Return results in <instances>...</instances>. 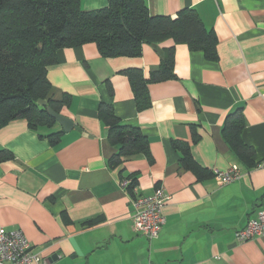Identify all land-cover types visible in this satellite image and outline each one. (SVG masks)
Instances as JSON below:
<instances>
[{
    "label": "crops",
    "instance_id": "obj_1",
    "mask_svg": "<svg viewBox=\"0 0 264 264\" xmlns=\"http://www.w3.org/2000/svg\"><path fill=\"white\" fill-rule=\"evenodd\" d=\"M108 1L81 0V8L100 9ZM146 3L153 15L194 9L215 33V59L162 41L161 48L174 46L176 77L148 83L149 105L139 109L126 70L139 69L147 79L159 64L155 46L143 44L133 57H105L93 42L58 49L47 78L55 98L68 96L59 112L74 128L33 129L25 119L0 128V148L13 155L0 161V227L20 229L46 264H264V235L235 236L264 209V0ZM102 103L147 141L145 151L120 156L114 168L108 158L117 146L97 116ZM237 111L251 168L221 136L227 115L235 112L234 119ZM57 130L61 138L52 143L47 134ZM174 141L186 142L199 166L212 172L236 165L240 177L223 184L184 169ZM130 174L135 194L161 186L169 195L157 238L132 225L127 189L118 183Z\"/></svg>",
    "mask_w": 264,
    "mask_h": 264
},
{
    "label": "trees",
    "instance_id": "obj_2",
    "mask_svg": "<svg viewBox=\"0 0 264 264\" xmlns=\"http://www.w3.org/2000/svg\"><path fill=\"white\" fill-rule=\"evenodd\" d=\"M166 39L186 44L191 50H201L209 59H215V33L204 26L191 8L171 17L151 14L146 0H109L105 7L96 10H83L81 0H0V128L15 119H25L33 129L57 124L47 107L60 113L61 105L68 104V96L54 97L47 69L56 62L58 49L87 42L95 43L105 57L139 56L143 44L156 47L159 64L147 79L139 69L126 70L137 107L149 105L148 83L176 77L174 46H158ZM40 99L46 104L41 105ZM235 112L227 115L221 136L251 168L255 165L252 150L240 137L242 114L237 111L236 118L230 119ZM97 116L107 128L109 142L117 146L108 158L110 167H117L122 155L146 150L147 141L139 128L121 122L109 104L102 103ZM61 135L62 130H57L47 137L56 143ZM192 136L197 139L194 129ZM173 147L183 152L180 162L184 169L200 177L212 175L192 159L186 142L174 141ZM10 159L13 155L0 148V161ZM128 178L127 192L131 194L136 182L135 177Z\"/></svg>",
    "mask_w": 264,
    "mask_h": 264
},
{
    "label": "built area",
    "instance_id": "obj_3",
    "mask_svg": "<svg viewBox=\"0 0 264 264\" xmlns=\"http://www.w3.org/2000/svg\"><path fill=\"white\" fill-rule=\"evenodd\" d=\"M239 177V171L237 168L225 172L216 170L215 179L219 183L229 182ZM126 186V185H125ZM124 186V187H125ZM162 189H156L153 195L149 196L151 199L146 202L150 203L147 211H143V215L136 218L137 231L145 233L144 235L152 232V227L157 221L161 220V216H154V211L158 207L156 203L163 201L166 196H162ZM150 214L152 217L150 218ZM133 222V223H134ZM21 230H13V232H5L0 227V264H39L40 256L36 253H32L31 246L29 245L25 236L19 233ZM264 235V210H259L256 217L250 219L246 226L235 233L237 240L245 241L252 239L256 236ZM148 237V236H146ZM148 238H154L149 236ZM30 247V248H29Z\"/></svg>",
    "mask_w": 264,
    "mask_h": 264
},
{
    "label": "rangeland",
    "instance_id": "obj_4",
    "mask_svg": "<svg viewBox=\"0 0 264 264\" xmlns=\"http://www.w3.org/2000/svg\"><path fill=\"white\" fill-rule=\"evenodd\" d=\"M113 146H115V145H113ZM113 153H115V152H111V155L113 154ZM110 155V156H111ZM232 168H237L238 169V171H239V177H240V175H241V172H240V170H239V168H238V166H236V165H231L229 168H227L226 169V172L227 171H229V170H231ZM216 170H218V169H214L213 171H212V176L215 178V171ZM219 171H221V170H219ZM223 172H225V170H223ZM131 176H133V174H130ZM134 177V176H133ZM238 177V178H239ZM237 178V179H238ZM237 179H235V180H237ZM216 180V179H215ZM235 180H233V181H235ZM233 181H229V182H223V184L224 183H230V182H233ZM128 182H129V178L128 177H123V178H121L120 180H119V187H121L122 189H125L124 188V186L126 187V189H127V184H128ZM137 183V182H136ZM135 186H136V184H135ZM134 186V187H135ZM162 189L163 191H162V196H166V198H165V200H164V197H163V201L161 200L159 203H156L157 204V208L155 209V211H154V216H161V220H159V221H157V223H155L154 225H153V227H152V232L150 233V234H147V235H144L143 233H141V232H139V231H137V229H136V223L134 222V220L136 219V218H139L140 216H142L143 215V211H147V208H148V206H150V203H148V202H146L147 200H150L151 198L149 197V196H151V195H153L154 194V192L156 191V189ZM132 193L131 194H129V192H127V194H128V197H129V204L131 205V215H130V219H131V221H132V225H133V227H134V229L138 232V233H140L141 235H143L144 237H146V236H153L154 238H157L158 237V235H159V233H160V231H161V229H162V227H163V225L165 224V216H164V214H163V212H162V209H163V207L165 206V204H166V202L168 201V198H169V195H167V193H166V191L164 190V188L163 187H161V186H159V187H156L154 190H153V192L151 193V194H144V195H141V194H135L134 193V188H132ZM261 210H264V209H261ZM258 213V212H257ZM152 217V214H150V218ZM253 218V217H252ZM252 218H250V219H252ZM134 219V220H133ZM250 219L248 220V221H250ZM247 221V222H248ZM134 222V223H133ZM247 224V223H246ZM246 226V225H245ZM244 226V227H245ZM243 227V228H244ZM5 232H8L7 230H4ZM11 232H13V230H10ZM148 237H146L147 239H154V238H148ZM257 237V236H256ZM255 238V237H254ZM237 239V238H236ZM31 249H32V246H31ZM32 253H36L35 251H33L32 250ZM36 254H38V253H36ZM39 255V254H38ZM40 256V255H39ZM40 262H39V264H46L47 263V260L46 259H44L43 257H41L40 256Z\"/></svg>",
    "mask_w": 264,
    "mask_h": 264
},
{
    "label": "water",
    "instance_id": "obj_5",
    "mask_svg": "<svg viewBox=\"0 0 264 264\" xmlns=\"http://www.w3.org/2000/svg\"><path fill=\"white\" fill-rule=\"evenodd\" d=\"M39 103H40L41 105H45V104H46V101L40 99V100H39ZM47 110H48L49 114H50V115L56 120V122L61 126L62 130H64V131L67 132V131H69L70 129L74 128V123H73V121H72L69 117H67V116H65V115H63V114H61V113H57V112L53 111L50 107H47ZM75 128H76V127H75ZM52 258H53V257H52Z\"/></svg>",
    "mask_w": 264,
    "mask_h": 264
},
{
    "label": "bare ground",
    "instance_id": "obj_6",
    "mask_svg": "<svg viewBox=\"0 0 264 264\" xmlns=\"http://www.w3.org/2000/svg\"><path fill=\"white\" fill-rule=\"evenodd\" d=\"M15 230H20V229H15ZM22 231H20L19 233H21ZM22 234L25 236V234L22 232ZM25 238L27 239V237L25 236ZM28 243H29V240L27 239ZM29 245L31 246V244L29 243ZM30 248V247H29ZM31 249V248H30Z\"/></svg>",
    "mask_w": 264,
    "mask_h": 264
}]
</instances>
